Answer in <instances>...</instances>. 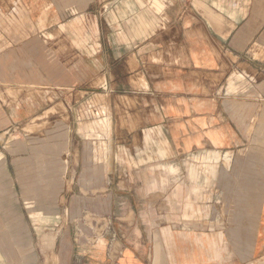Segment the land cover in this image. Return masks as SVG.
I'll list each match as a JSON object with an SVG mask.
<instances>
[{
    "label": "crops",
    "instance_id": "0c3cea01",
    "mask_svg": "<svg viewBox=\"0 0 264 264\" xmlns=\"http://www.w3.org/2000/svg\"><path fill=\"white\" fill-rule=\"evenodd\" d=\"M1 158L0 264H264V0H0Z\"/></svg>",
    "mask_w": 264,
    "mask_h": 264
},
{
    "label": "rangeland",
    "instance_id": "374dc122",
    "mask_svg": "<svg viewBox=\"0 0 264 264\" xmlns=\"http://www.w3.org/2000/svg\"><path fill=\"white\" fill-rule=\"evenodd\" d=\"M32 130L36 131V127H31V126H22L19 127L17 129V131H11V133H14L16 135H21V134H25V133H30L32 132ZM9 160V159H8ZM7 166V169H5V167ZM14 168L12 166H10L8 163H5L4 158H1L0 160V183L1 185L5 188L6 187V192H4L6 194L7 197L10 196H15L14 194V187H16V179H17V174L14 173ZM4 170H8V172H3ZM45 178L44 176L46 175H40V178ZM217 195L219 196V198H224L226 202L229 201L228 195H224L223 191H216ZM227 199V200H226ZM200 200H202V198L200 197ZM63 208V207H62ZM199 213L200 212H205V208L203 206H199ZM202 209V211H201ZM93 212L90 213H85V212H81L80 215H86L87 217H90L89 214L91 215ZM61 225V224H59ZM65 225L68 227L70 225V229L72 228V230H78L79 228H77L78 225H80V222H69V223H65ZM62 226V225H61ZM60 226V229H62V227ZM53 234H50V241L51 239H53Z\"/></svg>",
    "mask_w": 264,
    "mask_h": 264
}]
</instances>
